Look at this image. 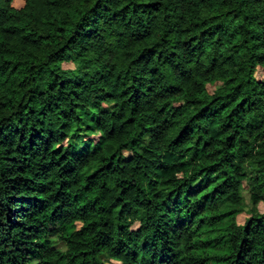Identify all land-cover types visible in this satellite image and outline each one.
I'll use <instances>...</instances> for the list:
<instances>
[{
  "label": "trees",
  "instance_id": "obj_1",
  "mask_svg": "<svg viewBox=\"0 0 264 264\" xmlns=\"http://www.w3.org/2000/svg\"><path fill=\"white\" fill-rule=\"evenodd\" d=\"M14 2L0 264H264V0Z\"/></svg>",
  "mask_w": 264,
  "mask_h": 264
},
{
  "label": "rangeland",
  "instance_id": "obj_2",
  "mask_svg": "<svg viewBox=\"0 0 264 264\" xmlns=\"http://www.w3.org/2000/svg\"><path fill=\"white\" fill-rule=\"evenodd\" d=\"M24 1L25 0H15L14 6L16 8H21L24 5ZM65 67H72V66L71 65H65ZM256 76L259 80H264V68H261V67L258 68ZM213 89H214L213 86H209L210 91H212ZM242 196H243V200H244V211L237 217V222L240 225H243L245 223V220L249 218V216L251 214V209L253 208V203L250 199V194H249L247 187H245V189L243 190ZM258 209L260 212H263L264 211V205L260 204Z\"/></svg>",
  "mask_w": 264,
  "mask_h": 264
}]
</instances>
